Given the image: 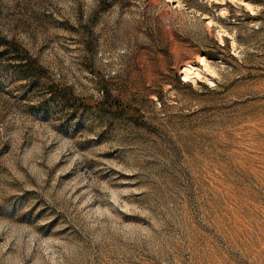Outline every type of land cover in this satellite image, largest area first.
<instances>
[{"label": "rangeland", "instance_id": "374dc122", "mask_svg": "<svg viewBox=\"0 0 264 264\" xmlns=\"http://www.w3.org/2000/svg\"><path fill=\"white\" fill-rule=\"evenodd\" d=\"M0 37L45 71L0 54V264H264V0H0Z\"/></svg>", "mask_w": 264, "mask_h": 264}, {"label": "trees", "instance_id": "16d2710c", "mask_svg": "<svg viewBox=\"0 0 264 264\" xmlns=\"http://www.w3.org/2000/svg\"><path fill=\"white\" fill-rule=\"evenodd\" d=\"M0 46L2 48H5L0 54L8 55V58H12L14 62L17 61L16 65H7L9 68L11 67L16 69V76L27 83L38 84L37 81L42 78L43 74L45 75L44 69L34 59L27 55L25 50H23L17 43L13 41H7L5 38L0 37ZM44 85L46 86V90L50 95V98L46 101V106L50 101L53 104H55L54 101H57L56 104L59 102H67L68 105L76 109H86L91 105L90 103L88 105L82 101H79V99L71 97L69 95V92L64 89H58L56 86L48 83H44ZM94 106L104 111H118L119 114L128 118H132L134 121L136 120V113L132 107H128L120 103L117 99L110 97V95H108L107 93H105V97L103 98V100H101L99 103H96ZM138 124L142 123L138 122Z\"/></svg>", "mask_w": 264, "mask_h": 264}]
</instances>
